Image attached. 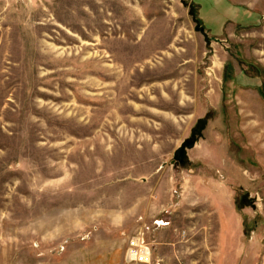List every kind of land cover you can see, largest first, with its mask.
Segmentation results:
<instances>
[{
  "label": "rangeland",
  "instance_id": "obj_1",
  "mask_svg": "<svg viewBox=\"0 0 264 264\" xmlns=\"http://www.w3.org/2000/svg\"><path fill=\"white\" fill-rule=\"evenodd\" d=\"M139 229L264 264V0H0V264H134Z\"/></svg>",
  "mask_w": 264,
  "mask_h": 264
},
{
  "label": "built area",
  "instance_id": "obj_2",
  "mask_svg": "<svg viewBox=\"0 0 264 264\" xmlns=\"http://www.w3.org/2000/svg\"><path fill=\"white\" fill-rule=\"evenodd\" d=\"M126 259L134 264H151L153 250L143 229L137 230L127 238Z\"/></svg>",
  "mask_w": 264,
  "mask_h": 264
},
{
  "label": "water",
  "instance_id": "obj_3",
  "mask_svg": "<svg viewBox=\"0 0 264 264\" xmlns=\"http://www.w3.org/2000/svg\"><path fill=\"white\" fill-rule=\"evenodd\" d=\"M196 30L201 31L203 34H205V29L203 26H201V24H197L196 26ZM205 122V120H204ZM197 142V138L195 136H193L192 138L186 139L181 146L175 151L174 154V160L173 163L175 162H182L184 159V155L187 149L193 148L196 145ZM246 205H252L253 201L252 200H245Z\"/></svg>",
  "mask_w": 264,
  "mask_h": 264
}]
</instances>
